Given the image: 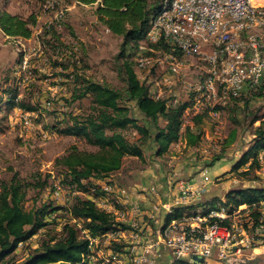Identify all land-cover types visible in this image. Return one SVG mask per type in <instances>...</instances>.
Returning a JSON list of instances; mask_svg holds the SVG:
<instances>
[{"label":"rangeland","instance_id":"obj_1","mask_svg":"<svg viewBox=\"0 0 264 264\" xmlns=\"http://www.w3.org/2000/svg\"><path fill=\"white\" fill-rule=\"evenodd\" d=\"M45 1L0 0L2 11L23 19H27L30 15L36 17V25L32 28V36L28 40L7 38L0 31V119L3 118L1 122L4 127L0 132V181L7 182L13 176L17 177L26 193L24 202L26 208L33 202L37 206L52 203L53 206L62 209L54 213V218H49L52 225H48L45 230L39 231L26 243L19 245L14 253L0 261V264H22L45 234L54 236L60 233L65 223L75 224L77 228H81L79 221L75 223L74 220H70L67 212L70 205L63 207L51 200V186L55 181H62L66 173L75 167L77 151L94 152L96 147L88 145L78 137L59 135L51 128L66 118L69 112L75 114L85 110L89 103L88 100H83L70 105L72 83L64 80L60 69L55 68L53 63H68L66 58L69 55L66 53V48L69 47L75 53V59L85 62L77 69L83 77L115 89L123 87L116 66L121 37L111 34L99 22L95 14V6L79 5L73 0H61L65 11L59 19L58 32L63 45L67 47L59 46L54 49L49 45H42V42L49 40V36L44 37L45 24L54 14V11L48 13L42 10L41 6ZM152 49L145 51V56L151 60L149 68H139L135 56L130 58L134 71L139 80L149 86L150 92H157L159 88L163 98L176 99L177 102H191L190 109L185 111L182 119L183 124L186 125L198 112L191 108L194 104L195 90L205 76V64L196 57L183 58L178 72L168 74L166 54ZM24 55H26L25 65L22 63ZM176 56L180 57V55ZM163 75L170 77L169 83L162 82ZM155 83L159 87L155 86ZM14 92L17 93V99H23L36 108L34 113H29L30 127H25L19 121L18 108L8 110L6 107L7 99ZM215 110L218 112V117H211L206 109L197 113L204 114L198 125L203 135L195 148L171 149L158 159L152 155L150 149L144 151L141 159L125 157L121 169L103 182L115 181L121 186L131 188L136 183V177L147 170L153 173L163 172L167 180L188 181L200 170L206 169L213 184L197 203L200 210L207 209L213 203L218 206L219 200H224L225 192L230 189L247 186L264 187V165L250 175L257 176L259 178L257 181H246L239 176L244 167L232 171L233 165L254 138V130L259 125V121L251 124V119L254 115L264 116V96L252 98L248 103L227 99L225 103L216 105ZM131 114L134 118H139L133 107ZM126 134L130 138L135 135L131 127ZM181 152L180 161L170 162V157H177ZM215 157H221L213 165L221 174L212 178V171L208 170L203 162ZM37 183L42 186H35ZM81 183L85 182L81 181ZM64 187L69 189L66 185ZM87 195L76 193L72 198L80 196L85 199ZM247 209L246 205L238 208L239 211ZM229 220L233 223L238 219L234 216ZM102 249L106 250L103 246ZM159 251L161 256L164 253L170 255L163 246ZM101 262L99 258L98 264ZM186 263L206 264L205 258L201 256H191L187 258ZM217 263L241 264L234 260L217 261ZM242 264H264V239L255 254L246 256Z\"/></svg>","mask_w":264,"mask_h":264},{"label":"trees","instance_id":"obj_2","mask_svg":"<svg viewBox=\"0 0 264 264\" xmlns=\"http://www.w3.org/2000/svg\"><path fill=\"white\" fill-rule=\"evenodd\" d=\"M73 1L79 5L95 6L99 22L111 34L121 37L122 40L116 66L123 87L115 89L92 82L79 74L77 69L85 62L75 59V53L63 45L57 30L53 27L44 28V37L49 36V40L42 42L43 46L49 45L54 49L59 46L67 47L68 63L54 62L53 66L60 69L64 80L72 83L70 105L83 100H88L89 103L85 110L75 114L69 112L66 118L57 122L51 129L59 135L81 138L88 145L96 147L94 152H76L75 167L66 173L61 183L72 191L98 198L103 193L98 191L97 182L118 172L125 157L141 159L144 151L149 149L153 156L160 157L181 137L186 140L187 147L198 145L203 135L198 125L204 114L200 112L191 118L193 128L190 126L182 128L184 113L191 102L173 103L171 98L154 99L149 86L141 82L134 71L130 58L135 56L138 43L143 40L153 16L158 12L159 0ZM35 25V16L30 15L23 19L0 9V30L6 37L28 40ZM152 47V50L163 54L179 55L177 50L161 40ZM16 95L14 92L7 99L8 110L18 108L25 113L36 111L35 107L23 99H17ZM260 96L261 94H256L234 100L248 103V100ZM131 107L136 110L139 118L132 116ZM2 120L3 118L0 119V132L4 129ZM258 121L259 125L253 133L254 138L232 167V171L244 167L239 176L246 181H257L259 179L257 176L250 175L264 165V116L254 115L251 124ZM130 127L135 133L131 138L126 134ZM220 159L221 157L208 159L203 164L212 167L214 162ZM81 181L85 183L82 184ZM35 186L41 187L42 184L37 183ZM25 197L24 187L16 176L7 182L0 181V261L14 253L19 245L26 243L39 231L52 225L49 221L50 216L62 209L53 206L52 203L37 206L33 202L26 208ZM223 198L224 200H219L218 206H224L229 213L239 206L246 205L248 206L246 211L254 222L257 223L259 220L264 222L263 209L252 206L264 201L263 186L233 188L227 191ZM213 204L208 208L217 207ZM69 205L67 212L70 220H74L75 223L79 221L81 228H77L75 224L65 223L60 233L54 236L45 234L22 264H89L87 240L81 232L87 231L89 236L99 237L115 229L117 224L110 214L97 208L94 202L88 199L74 196ZM185 209L187 208H176L172 217L180 216ZM228 222L224 220L221 224L228 225ZM113 249L118 251L121 247L113 246Z\"/></svg>","mask_w":264,"mask_h":264},{"label":"built area","instance_id":"obj_3","mask_svg":"<svg viewBox=\"0 0 264 264\" xmlns=\"http://www.w3.org/2000/svg\"><path fill=\"white\" fill-rule=\"evenodd\" d=\"M41 7L44 12L54 11L45 27L59 31V19L65 11L61 0H46ZM160 40L180 55H165L168 74L178 72L183 58L196 57L205 64V76L195 90L191 110L206 109L211 117H218L215 107L227 99L264 96V0H159V10L136 47L135 62L139 68L151 67L145 51ZM23 59L25 65L26 55ZM162 82L169 83L170 77L163 75ZM155 86L159 87L156 83ZM151 95L154 99L163 98L159 88ZM19 111V121L30 127L29 113ZM206 171L200 170L197 184L168 179V200L164 202L156 186L135 190L156 199L157 205L150 209L133 199L130 188L115 181L103 182L108 177L97 182L103 195H87L85 199L110 214L117 225L99 237L81 232L87 240L89 264H98L99 258L101 264H158L162 246L169 251L168 264L186 263L191 256L244 263V258L255 254L262 244L264 222H254L246 210H238L240 206L232 213L224 206L200 210L197 203L213 184ZM76 193L61 181L51 186V200L63 207L71 203ZM253 205L264 212V201ZM180 207L187 209L172 217ZM234 216L238 220L232 223L229 219ZM224 220L229 221L228 225L221 224ZM113 246L121 249L115 251Z\"/></svg>","mask_w":264,"mask_h":264},{"label":"crops","instance_id":"obj_4","mask_svg":"<svg viewBox=\"0 0 264 264\" xmlns=\"http://www.w3.org/2000/svg\"><path fill=\"white\" fill-rule=\"evenodd\" d=\"M183 126H184L183 128H185V126H190L193 128V123L190 121V122H187V124L183 125ZM180 147L182 148V150H185V149L189 150L191 148V147H187L186 140L183 137H181L177 143L172 144L169 147L168 152H170L171 149L175 150V149H179ZM155 158L158 159V157H155ZM181 158H182V152L177 157H170V162H178L181 160ZM207 169L212 171L211 172L212 178H214L215 176L218 177L221 174V172H218L219 170L215 169L214 166L213 167H207ZM190 173L191 172H189V174ZM209 176H210V174H209ZM135 180H136V183H134L132 185V187L130 188L134 192L133 199H135L136 201H139L144 209H150L152 206L157 205V201H156V199L151 198V196H149V195H144L143 193L141 195H139V194L135 193V190H137V189L147 188L150 186H156L161 193L162 201L164 202V201L168 200V194H169L168 188H167L168 182H167V178L163 172L153 173L151 170H147V171H145V173L142 172V174H140V176L138 175ZM200 180H201V176H200V173H198L196 176H194L193 178L191 177V179H189L188 181H185V182H188L189 184H197ZM168 261H169V255L167 253H164L161 256V258L159 259L158 264H168ZM205 263L206 264H218L217 261H213L211 259H205Z\"/></svg>","mask_w":264,"mask_h":264}]
</instances>
